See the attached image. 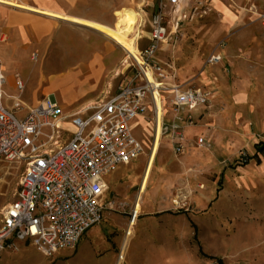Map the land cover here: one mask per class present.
Here are the masks:
<instances>
[{"label": "rangeland", "instance_id": "rangeland-1", "mask_svg": "<svg viewBox=\"0 0 264 264\" xmlns=\"http://www.w3.org/2000/svg\"><path fill=\"white\" fill-rule=\"evenodd\" d=\"M111 1L117 5L121 0ZM220 1L225 14L229 10L242 19L229 24L212 5L207 16L182 24L178 40L158 52V58L175 65L180 84L213 91L193 124L180 123L182 153L165 131L151 159L155 135L136 119L132 133L148 148L106 177L102 222L73 250L47 257L34 245L21 244L17 251L3 252L0 264H264V155L244 165L264 143V24L259 19L264 0ZM104 5L99 3V16L109 10ZM154 5L146 0L116 6L138 14L130 36L136 48L137 36L150 34ZM106 18L117 28L120 16ZM249 30L254 31L251 39ZM50 43L49 48H17L28 52L11 63L5 59L13 50L9 39L0 41L6 78L2 90L11 93H4L3 101L13 106L22 100L20 116L47 97L68 114L82 111L112 97L138 72L134 58L120 45L85 26L60 25ZM147 45L148 40L140 42V49ZM212 55H220L222 62L209 64ZM18 76L22 91L16 89ZM167 120H173L172 110ZM63 128L75 131L71 125ZM25 170V163L1 164L0 213L15 200ZM143 182L146 192L141 196ZM134 211L138 218L129 239Z\"/></svg>", "mask_w": 264, "mask_h": 264}, {"label": "built area", "instance_id": "built-area-1", "mask_svg": "<svg viewBox=\"0 0 264 264\" xmlns=\"http://www.w3.org/2000/svg\"><path fill=\"white\" fill-rule=\"evenodd\" d=\"M212 1L159 0L151 18L150 44L139 52L140 60L134 58L135 78L100 104L73 114L47 97L20 116L22 101L11 108L4 104L6 78L0 64V166L4 162L26 165L15 200L0 213V255L17 251L21 244H32L47 257L75 249L102 222L106 177L145 153L132 133V122L151 109L158 128L163 121V95L168 97L174 121L184 125L193 124L183 114L185 109L193 112L209 105L211 93L178 84L175 72L158 59V52L178 40L184 22L207 16ZM259 19L264 24V14ZM222 60L212 55L208 63ZM16 87L24 89L19 76ZM172 142L175 151L182 153L185 137L179 127L172 131ZM137 218L138 211L132 212L128 232L132 233Z\"/></svg>", "mask_w": 264, "mask_h": 264}, {"label": "crops", "instance_id": "crops-1", "mask_svg": "<svg viewBox=\"0 0 264 264\" xmlns=\"http://www.w3.org/2000/svg\"><path fill=\"white\" fill-rule=\"evenodd\" d=\"M105 1L107 0H104V1L103 0H0V41L5 42L9 39V45L13 49V50L9 49L8 51L9 55H7L5 58L6 62L9 61L11 63L13 62L15 63L16 58L19 54L22 55V54H25V52H28V51H25L24 53H22V51L16 50L17 48H23V49L24 48H49L51 46L50 42L52 41L53 35L57 31L58 26L60 25L74 24V25L83 26V25L76 24V23L69 21L70 18L84 19V20L93 21V22H97V23H101V24H105L109 26L108 20L106 17L109 15L113 16V14L115 18L117 15L119 16V13L121 10H116L117 5L118 6L121 5L119 7H123V5L130 6L132 4L143 5L144 2H146V0H121L120 3L116 5L111 0H110L111 2L109 3H106ZM152 1H153V4L155 3L154 6H157L156 4H158V0H147L148 4H151ZM101 2L104 3L105 4L104 6L109 9V10L107 9L108 11L105 12L104 17L99 16V13H97V8L99 7V3ZM212 5L216 9L220 10V12L228 18L229 24L230 23L235 24L236 19L237 20L242 19L243 15L241 17H237L235 14H232L229 10H228L229 13L225 14L226 7L222 5L221 1L220 3H216L213 0ZM190 21H186L184 23H187ZM150 30H151V23H150ZM252 31L253 30H249L250 39L253 36L252 33L254 31L253 32ZM149 36L143 37L140 34L138 35L137 49L139 52L143 51L145 48L149 46L150 44ZM4 37H5V41L3 40ZM145 40H148V45L145 48L140 49V42H143ZM169 46L170 45H167V46L165 45L163 49L161 50V52L164 51L165 48ZM158 59L173 69V71L175 72L176 82L180 84L178 81L177 69L175 65H172L168 62H164L160 58ZM95 62H98V61L96 60ZM0 64H1V70L4 73L5 70H4L1 60H0ZM182 85H185V84H182ZM16 89L18 88L16 87ZM202 89L211 93L212 95L211 101H212L213 91L206 89V88H202ZM4 93H6L7 95L11 94L10 92L8 93L4 92ZM163 99L165 101V103H163V106H164L163 121H162V124L158 126V128L162 127L161 136H163L166 131L167 134H169V137L172 139L173 129L176 127L181 128L182 123L180 124V122L174 121V117H173V120H167L168 110H170V109H167L166 107L167 99H168L167 95H163ZM38 104L39 102L37 103V105ZM23 105H24V102H23ZM6 106H8L9 108L12 107L9 104H7ZM201 109H198L197 111H193V112H189L185 109L183 111V114L185 116L191 117L194 123L195 121L194 116L197 115V113ZM199 116L200 117L198 119L202 117V115H199ZM138 119L144 124L146 133L152 132L153 137L155 135L154 137L155 138L154 143H155L156 136L158 134V128L155 124L152 110L150 109L144 116H141ZM142 145L144 147V150L146 151V149L148 148L147 142H145ZM125 166H128V165H125ZM145 192H146V187L144 188L142 196L145 194Z\"/></svg>", "mask_w": 264, "mask_h": 264}, {"label": "bare ground", "instance_id": "bare-ground-1", "mask_svg": "<svg viewBox=\"0 0 264 264\" xmlns=\"http://www.w3.org/2000/svg\"><path fill=\"white\" fill-rule=\"evenodd\" d=\"M12 5H14V4H12ZM119 16H120V18H119V23H118L117 28H112V27L107 26L105 24H101V23H97V22H93V21H88V20H84V19L70 18L69 21L76 23V24L86 26L92 30L99 32L100 34H103L104 36L108 37L109 39H111L112 41H114L118 45H120L128 53V55H130V57L140 60L139 52H138L136 46L133 45L132 42H130V36H131V34L135 28L138 14L131 9H124V10L120 11ZM137 38H138V36H137ZM160 118H161V113H160ZM161 128L162 127L158 128V134L156 136V142L154 143V146H153V153H152V156L150 157L151 159L154 158V155L156 154V152L158 151V149L160 147ZM150 161H149V164H148V167L146 170L147 175L149 174V170H150V167L152 164ZM147 175L144 178V180H146ZM144 185H145V182L142 183L140 193H143L144 188H145ZM137 210H138V208H137ZM130 235H131V232L128 233L129 239L131 237Z\"/></svg>", "mask_w": 264, "mask_h": 264}, {"label": "trees", "instance_id": "trees-1", "mask_svg": "<svg viewBox=\"0 0 264 264\" xmlns=\"http://www.w3.org/2000/svg\"><path fill=\"white\" fill-rule=\"evenodd\" d=\"M256 150H257L256 154L253 157H246L244 165L248 164L249 161L252 160V159H256L258 161L260 160L259 156L260 155H264V143H259L256 146Z\"/></svg>", "mask_w": 264, "mask_h": 264}]
</instances>
